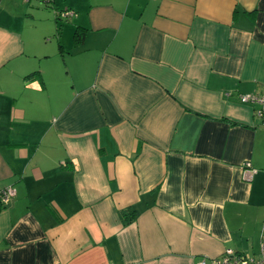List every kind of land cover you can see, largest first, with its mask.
Returning a JSON list of instances; mask_svg holds the SVG:
<instances>
[{
  "label": "crops",
  "instance_id": "0c3cea01",
  "mask_svg": "<svg viewBox=\"0 0 264 264\" xmlns=\"http://www.w3.org/2000/svg\"><path fill=\"white\" fill-rule=\"evenodd\" d=\"M245 93L264 94V0H0V264L260 257Z\"/></svg>",
  "mask_w": 264,
  "mask_h": 264
},
{
  "label": "built area",
  "instance_id": "2783aa9c",
  "mask_svg": "<svg viewBox=\"0 0 264 264\" xmlns=\"http://www.w3.org/2000/svg\"><path fill=\"white\" fill-rule=\"evenodd\" d=\"M47 1V0H46ZM61 17H70L74 14L73 11L65 9L59 12ZM239 99L243 103H256L257 109L255 113L257 116L264 118V94H240ZM247 165H249L247 163ZM253 169L245 166L243 172L244 177L247 178L253 173ZM15 190L13 187L8 186L0 191V202H7L13 195ZM260 257H255L243 252L235 251L233 249L225 250L220 256L217 257H202L195 264H264V243L261 245Z\"/></svg>",
  "mask_w": 264,
  "mask_h": 264
},
{
  "label": "trees",
  "instance_id": "16d2710c",
  "mask_svg": "<svg viewBox=\"0 0 264 264\" xmlns=\"http://www.w3.org/2000/svg\"><path fill=\"white\" fill-rule=\"evenodd\" d=\"M131 213L132 212L129 209H124L121 212V217L124 224L131 222V220L133 219L134 215H132Z\"/></svg>",
  "mask_w": 264,
  "mask_h": 264
}]
</instances>
